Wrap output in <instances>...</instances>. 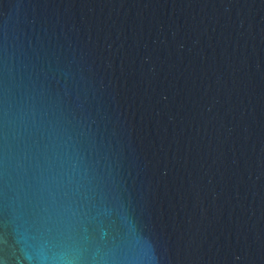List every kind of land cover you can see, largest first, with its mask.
I'll return each instance as SVG.
<instances>
[{
    "label": "water",
    "instance_id": "obj_1",
    "mask_svg": "<svg viewBox=\"0 0 264 264\" xmlns=\"http://www.w3.org/2000/svg\"><path fill=\"white\" fill-rule=\"evenodd\" d=\"M0 264H264V0H0Z\"/></svg>",
    "mask_w": 264,
    "mask_h": 264
}]
</instances>
